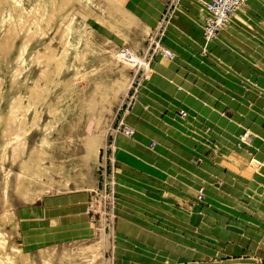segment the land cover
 I'll return each mask as SVG.
<instances>
[{
    "label": "rangeland",
    "instance_id": "374dc122",
    "mask_svg": "<svg viewBox=\"0 0 264 264\" xmlns=\"http://www.w3.org/2000/svg\"><path fill=\"white\" fill-rule=\"evenodd\" d=\"M1 2V21L3 18L10 19L17 7L29 9L33 5H40V11L47 16L52 6V0H17L18 3L14 6L12 0ZM165 2L172 12L170 19H167L170 21L177 16L175 9L180 6V0H163L164 4ZM197 2L198 6L201 5L196 9V12H199L203 0ZM55 3L57 4V0L54 5ZM108 3L109 0H81L73 6L72 3L61 5L65 6L61 9L64 20H60L56 15L51 18L49 14L47 21L41 22L46 34L36 35L20 55L21 71L17 79L29 83L32 79L40 77L41 65L39 59L32 56L33 53L42 50L44 41H51L52 46L61 52L63 48L60 38L64 35L60 29L64 31L65 23L71 20L74 27L71 34L64 31L65 35L68 34L66 39L70 41L67 43V63L53 74L51 81L39 78L41 86L46 90V97L27 114L30 121L36 117V113L39 119L30 127L22 157H18L11 148L2 153L3 122L0 123V214L4 210L8 211L6 221H0V232H4L6 239L4 244L0 245V264H79L80 260L87 256L81 246L93 239L102 240V256L98 257L100 264H123L122 261L116 260L118 252L125 256V264H224L222 261H226L225 264H264V133H260L263 136L261 137L252 130L256 135L253 137L262 144L249 139L251 135L247 140L241 139L242 133L238 132L236 134L240 135L232 139L234 143L237 140L236 145L239 146L234 151L233 146L228 145V142L226 144L218 134L212 135L208 130L183 131L179 128L180 125L173 127L158 118L149 124L160 133L158 140L153 139L143 147L136 145L140 146L136 151L135 146L132 153L119 155L112 165V190L118 204L116 207L119 217L124 222L123 226L116 225L117 219L105 230L103 222L99 225L90 222L60 225H43L39 222L15 224L13 212L17 211L18 206L30 205V201L49 193L79 190L81 186V189L93 191L91 183L96 185L102 181L96 168L98 161L91 162L86 169L79 158L84 153L81 138L88 134L87 131H91L93 122V115L87 110L84 100L89 98L91 91L99 90L100 83L107 81V75L114 76L113 73L105 71L106 59L113 60L106 50L114 48L118 52V49L131 45L130 42L123 44L116 38V34L107 28L109 24L100 10ZM183 8L194 16L190 7ZM246 10L239 14L242 15L243 25L235 27L229 38L222 34L216 36L223 40L221 47L212 41L208 42L210 46L205 48L204 41L202 45L191 44L183 29L167 41L176 50V61H171L181 71L180 75L185 71L184 74H190L192 80L199 78L197 80L200 82L207 80L217 82L223 87H235L242 99L250 98L254 102H264V5L253 14L247 13ZM137 22L140 28L142 23L139 19ZM198 25L200 31V24ZM231 25L229 23L224 29ZM6 26L8 29L7 23ZM31 27L33 28V25ZM193 32H196V29ZM2 34L0 29V46L7 43ZM153 34L154 29L147 41L145 40L144 49L137 51L139 57L142 58L143 52L148 48L155 47V44H151L152 41H148ZM216 38L213 41H217ZM21 40V35H18L12 41L14 48L8 53H1L2 57L0 56V114L6 113V101L13 92H20L22 95L25 93L23 86L17 89L11 86L12 62L16 54L15 49L21 44ZM106 41L109 43L105 44ZM111 44L114 47H110ZM101 46L104 51H100ZM214 50H219V56L214 55ZM160 58V55L154 56L147 72L143 75L142 72L137 74L136 78H142L140 90L152 76L153 64ZM119 65L123 64L119 62ZM130 65L125 70L129 71L132 79V71L137 69L138 65L145 68L142 64H136L134 67ZM66 78H69L68 83ZM179 84L173 83L175 88L182 89ZM125 95L126 93L113 103L111 115L105 114L108 120L106 145L111 139L115 143L114 132L110 129L117 130L118 122L125 116L127 106L123 105L121 109ZM131 106L129 104L128 109ZM246 106L247 103L243 102L240 107L242 116L244 111H247ZM153 108L154 104L149 107V111H153ZM178 120L176 118L174 121H182ZM159 142L160 153L156 149ZM241 142L245 144L240 147ZM34 145L39 146L42 151L39 157L37 156L33 169L22 172L20 162L23 157L26 158V154L29 155L27 152ZM193 147H198L199 151L204 148L206 153L211 154L212 161H215L216 165L207 160L195 159V165L205 164L203 170L206 175H209V170H213L212 167L222 168V162L226 164L225 171L228 170L233 175L221 185L216 183V177L207 179L208 193L205 204L198 209L181 196L185 186L179 181L195 178L193 173L187 170L190 167H185L186 163L183 161L168 158L173 156L169 151L178 155V151H192ZM99 159L101 161V156ZM47 166L48 170L41 168ZM80 172L85 173V176L82 177ZM6 176L9 177V184L4 198L9 205L4 209L2 181ZM18 178L19 180H16ZM53 179L57 180V183H53ZM67 180L68 185H65ZM90 193L93 195V192L89 191V196ZM55 241L58 243L54 244ZM22 242L26 248H22ZM30 243L37 248L31 250ZM142 248V251H138ZM49 253L53 255L52 261H48ZM10 255L13 256L12 260L9 259ZM88 256L92 257L91 254Z\"/></svg>",
    "mask_w": 264,
    "mask_h": 264
},
{
    "label": "bare ground",
    "instance_id": "6f19581e",
    "mask_svg": "<svg viewBox=\"0 0 264 264\" xmlns=\"http://www.w3.org/2000/svg\"><path fill=\"white\" fill-rule=\"evenodd\" d=\"M125 1L126 0H109V3L105 5V8H104L105 11H104V9L100 10L101 13L103 15H105L106 20L109 24L107 28H110L116 34V36H117L116 38H118V40L122 41L123 44H127L130 42L131 45H129L128 47H124L128 51L126 53H123L121 51V49H118L119 50L118 52L114 48L106 50V52L109 53L110 57H112L113 60H109V59H106L104 57V60L106 59V61H105L106 70L105 71L113 73L114 76L109 77L107 75L106 76L107 81L100 83L101 86L98 85V88L100 86L99 90L91 91L89 98L84 100V103L87 106V110L89 112H91V114L93 115V122H92L91 131L90 132L87 131L88 134L81 138L83 148H84V153L79 158H81V160L83 161V164L85 165L84 167L86 169H88L89 164L91 162H95V161L99 162L98 158H99L100 151H101V149H104L107 146L106 145V133L108 132V130L106 129V126H107L106 121H108V120H107L105 114H109V115L112 114L111 108H112L113 103L118 101L120 99V97L124 93H126L128 91V88L130 87L132 77H131V75H129V73H128L129 71L127 72L125 70V68H129L131 66L130 64H132V65H136V64L141 65L142 64L145 67L147 66L145 61L142 60L141 57H139L137 51L139 49H144L145 40L147 41V37H149L151 35V33L153 32V29L151 31V25L156 22V19L160 15L163 7L165 8V4L162 2L163 0H151V1H149V3L146 0H139L137 6L143 7L142 19H143L145 24H143L140 28H138L137 13H135L130 6H124L126 4ZM54 2H55V0H52L51 10L49 9L50 11L47 12V14L49 13L51 18H53V16L56 15L61 20V18L63 19V17H64L61 14V9L65 7V6H61V5H64V4L67 5L69 3H72V6H73L75 3L81 2V0H57V4L55 3L56 5H54ZM60 2H61V4H60ZM259 2H260V0H249L248 4H254V3L256 4ZM17 3H18L17 0H12L13 6L16 5ZM0 4H2V2ZM197 4H198L197 0H180V6L176 7V9H175L177 16L173 17V19L171 18L172 20H170L167 23L164 33L166 35H170L172 33V31L174 29L178 28L184 22V19L187 18L188 15L183 9L184 6H190L191 7V5H197ZM39 6L33 5L29 9L17 7L18 9L15 10L14 15L10 19L3 18L2 21L0 20V29L3 31L2 36H5V40L7 43H9V41H11V42L14 41V39L18 35H21V37H22L21 44H19V46L15 49L16 54L14 55L13 62H12L11 76L13 79L12 78L11 79L13 81L11 82V86L14 89H17L19 86H23L25 89L24 90L25 93L22 95L20 92H13L10 95V98H8V100L6 101V110H7L6 113L0 114V123H1V121L3 122L2 123V125H3L2 129H3V136H4V144L1 145V148H2L1 151L3 153L7 148H11L13 150V152H15L18 157H22L23 151L25 149V145L27 143V137L30 134L31 125H33L34 122L39 119V115H38V113H36V117H34L32 119V121H30L27 118V114L34 107V105H36L39 102H43L45 100V97H46V90L44 87L41 86L39 78L41 77L45 81H51L53 74L55 72L59 71L60 68L62 67V65L67 63L68 54H69V50H68L69 47H67V43L69 40L66 39L68 34L65 35L64 31L66 33L71 34L72 29H74L71 20L68 21L67 23H65L64 31L63 30L61 31V29H60V32H63L62 34L64 35L63 37L60 38L61 47L63 48L61 52L56 47L52 46L51 41H44L42 43V50H40V51L37 50L33 53L32 56L37 57L39 59V62H40L39 64L41 65V73L42 74L40 77L32 79L29 83L26 82V80L24 81L21 79H17V76H18V74H20V71H21V60L22 59H21L20 55L23 54L26 47L36 38V35L42 36V35L46 34L44 32V26L41 25V22L43 20L47 21V17H49V14L47 16L43 15V11L42 12L40 11L41 7H39ZM240 13H243L242 8L239 9L232 16L230 22L236 24L238 22V17L240 16L239 15ZM0 17H1V13H0ZM189 22H191V21H189ZM6 23L9 25L8 29H6L8 27V26H6ZM44 24H45V21H44ZM157 24H158V21H157ZM31 25H33V28L31 27ZM180 28L182 29V27H180ZM223 30H224V28L220 32H223ZM220 32L218 34H220ZM216 36L214 38H216ZM216 39L218 40V37ZM148 40L152 41V38H150ZM199 40H200V38H199ZM203 41H204L203 46L205 48L208 45V42L205 41L204 39H203ZM11 42H10V44H7V43H5V44L3 43L4 45L1 44L0 56H1V53H8L9 51H11L14 48V44H13V42L12 43ZM209 42H211V41H209ZM108 43H109V41H106L105 44H108ZM110 47H114V45L111 44ZM165 48H167V47H165ZM99 49H100V51L105 50V49H103V46H101ZM174 58H175V53H174ZM37 62H38V60H37ZM119 62H121V64H123V65L120 66ZM167 64H168L167 59L165 60V58L162 57L161 60L159 61V63L156 65V67L153 68V70H152L153 73L160 75V74L168 72L169 66ZM148 67H147V69H148ZM114 69H116V70L113 71ZM169 80L173 82L172 79H169ZM65 81H66V83H68L69 78H66ZM144 89H145V86H143V88L135 94V100H133L130 103V106L132 105L131 108L129 107L130 109L126 110L125 117H126V123L127 124L124 123L125 121H124V117H123V123L126 126L131 127V125H128V124L130 122L136 121L135 119L141 113H143V103L147 102L149 104L150 108L153 105V102H151L146 95L142 94L141 91H144ZM0 96H1V93H0ZM20 113H22V114H20ZM149 117H150V114L147 113L146 118H144V119H149ZM90 118H91V116H90ZM88 123H90V122H88ZM86 127H88V125ZM90 128H91V126H90ZM257 128H259V127H257ZM0 129H1V127H0ZM46 129L48 130L49 128L47 127ZM111 130H112V132H114V137H115V143L113 141L112 148H113V151H114V149H116V156H117V152H119V155L121 153H128V154L132 153L134 147L139 144L133 138L134 129H133L132 135L126 134L124 131H122L120 129L114 130L111 128L110 131ZM251 130L252 129H250V128H246L242 132V134L240 135V138L247 140V137L249 135L255 136V134H253L251 132ZM262 131H264V130H262ZM262 141L264 142V139H262ZM41 151H42L41 148L37 145H34V146L29 148V150L27 152V153H29V155L25 153L26 158L23 157L22 162H20L22 172L27 171V170L29 171L31 168L33 169V167L36 164L35 162L37 161V156L39 157ZM13 155H14V153H13ZM13 158H15V157L13 156ZM111 158L114 161L113 154H112ZM38 159L42 160L41 158H38ZM98 162H97V164H98ZM41 168L43 170H48L47 169L48 166L47 167H41ZM22 174L24 175V173H22ZM80 174L82 177L85 176V173L80 172ZM18 175L21 176V174H18ZM20 176H18V177H20ZM87 178L85 179L86 181H87ZM16 180H19V178ZM56 181L57 180L53 179V183ZM75 183L77 184V182H75ZM8 184H9V177L6 176V177H4V179L2 181V188H3L2 197H3V208L4 209L8 208L7 205H9V203L5 199L6 197L4 196ZM20 184H22V183L20 182ZM65 185H68V180L66 181ZM91 186L94 188L93 191H97V187L94 183H91ZM81 188H82V186H81ZM81 188H79V190ZM83 188H84V186H83ZM18 190H20V189H18ZM93 191H91V192H93ZM80 195H82V194H80ZM83 196H84V194H83ZM85 211H86V209H85ZM7 213H8V211L4 210L2 212V214H0V221H3V222L6 221V217H8ZM5 240H6L5 234H4V232L1 231L0 232V245L4 244ZM101 241H100V239H97V240L93 239L91 242H89V243L87 242V244L81 246V250L85 254H87V256L83 257L84 259L80 260L79 264H100L98 262V257L101 258V256H102L101 250H103V249L100 250L101 244H102ZM88 254H91L92 257H89ZM47 256H49L48 261H52L53 255L51 253H49ZM141 256H143V255H141ZM12 258H13V256L10 255L9 259L12 260ZM116 259L118 262H121V261L124 262L125 256L122 254H119V252H118L116 254Z\"/></svg>",
    "mask_w": 264,
    "mask_h": 264
},
{
    "label": "crops",
    "instance_id": "0c3cea01",
    "mask_svg": "<svg viewBox=\"0 0 264 264\" xmlns=\"http://www.w3.org/2000/svg\"><path fill=\"white\" fill-rule=\"evenodd\" d=\"M146 1L149 3V1L151 0ZM204 1L207 0H203V2ZM138 2L139 0H126L125 5L130 6L133 11L137 13L138 19L143 25L145 24L142 19L143 7H138ZM248 2L242 9H247V13L251 14H253V12L259 9L262 5H264V0H261L258 4H248ZM200 7L201 5L198 6V4L191 5L190 12H193L195 17L186 12L188 18L185 20V22L181 24L178 28L174 29L170 35L164 34L161 41L165 47L176 53L175 48L170 45L167 40L168 38H172L177 31L182 29L187 35V39L191 44L200 43L202 45L203 38L201 36V25L204 14L203 4L201 10L199 12H196V9ZM161 13L157 17L156 22L151 25V30L154 29V27L156 26L157 21L161 16ZM241 17L242 15L238 17V22L236 24L230 22L232 25L229 28L224 29L223 32L220 34L224 35V37L226 38H229L231 32L234 31L235 27L243 25ZM198 24H200V31ZM180 27H182V29ZM195 29L196 32H193ZM212 42H214V44H219L220 46L223 40H221V38L218 36V40ZM214 44H212V46ZM209 46L210 45H207L206 47ZM213 52H215V54L213 53L214 55L219 56V50H214ZM195 55L196 54H194V56ZM174 59L176 61V58ZM160 60L161 58L159 59V61ZM159 61L153 64V68L156 67ZM167 65L169 66V71L160 75L153 73L150 79H148V81L144 85L145 90L141 91L142 94L146 95L148 99L153 102V111H149L150 106L147 102L143 103V113H141L135 119L136 121L130 122L128 124L131 125V127L134 129L133 138L136 142L140 144L141 147L147 145L149 141H152L153 139L158 140L160 133L157 132L156 129H153L151 125H149L151 124V121H155L158 118L161 119L159 121L163 120L162 122L171 124L173 127H175L176 125H180L179 128L183 131H185V129H195L196 131L208 130V132H210L212 135L214 133L218 134L219 138L225 141L226 144L228 142V145L233 146L232 148L234 149V151L237 149L236 147H239L236 145L237 140L235 141V143L234 140H232L234 139V137L236 138V135H240L236 133H242L245 128L252 129L253 133H258V136H261L260 133H264V131H262L264 130V102H254L250 98L249 100L242 99L241 97H239L241 94H238L236 89H234L235 87H223L220 86V84H218L217 82L207 80H203L200 82L199 80H197L199 78H196V80H192L190 78V74H184L185 71L182 75H180L181 71H179L178 68L175 67V63L171 60L168 61ZM169 79H172L173 82H169ZM177 82L180 83L179 85L182 89L175 88L173 83L177 84ZM249 94L252 95V92L249 91ZM243 102L247 103V106L245 107V110L247 111H244V115L242 116L239 110ZM180 110L185 112V116H180L178 114ZM149 112V119H144L146 118V114ZM124 113H126V111ZM176 118L179 120L181 119L182 121H174L176 120ZM124 121V123H126L125 116ZM257 127H259V129ZM253 136L254 135H251L248 138H252V141L262 144L260 140L256 139ZM158 144L159 145L156 146V149L160 153V142ZM242 144L245 143L241 142L240 147ZM262 145L264 146V144ZM140 146H136L135 151ZM196 150H198V147L196 149H194L193 147L192 151H178V155L169 151L173 156L169 155L172 157L168 158H171L174 161H183V163H186L185 167H190L187 170H190L191 173H193V175L195 176V178H184L183 180L179 181L183 186H185V188L181 192V196L182 199L186 201L188 200V202L192 203L194 208L198 209V207H202L205 204V200L208 193V185L206 183L207 179L216 177V183L218 185H221L226 183V181L230 180L233 175H231L228 170L225 171L224 166H226V164L224 162H222L224 164L222 165V168L220 167L217 169L216 167H212L213 170H209V175H206L203 170V166L205 164L203 163L201 165H195V159L198 161L207 160L209 163L216 165L215 161L214 159L212 161L211 154L206 153L204 148L200 149V151L198 150V153ZM113 157L115 160L119 157V152H117L116 156V149H114L113 151ZM175 158H177V160H175ZM115 164L117 165V163ZM200 188H203L204 193L202 202L196 201L195 198L196 193ZM89 191H92V189H75L67 190L66 192H55L52 194L49 193L41 196V198H37L35 200L30 201V205L18 206L16 211L17 213L13 212L15 224L17 225V223L19 222L22 224H25L27 222H39L43 225H60L62 223L70 222L81 224H84L85 222L89 223V217L85 211L86 203L89 199ZM116 206H118V204H116ZM187 207L189 209L192 208V206ZM115 211L117 216L116 225L123 226L124 222L119 217L117 207H115ZM56 243L58 242L55 241L54 244ZM32 244L33 243H30L29 248H31V250L36 249L37 246L33 247ZM21 245L22 248H26L25 243L22 242ZM143 249L144 248L139 249L138 251H142ZM122 263L125 264L124 262ZM222 263L225 264L226 261H222Z\"/></svg>",
    "mask_w": 264,
    "mask_h": 264
},
{
    "label": "built area",
    "instance_id": "2783aa9c",
    "mask_svg": "<svg viewBox=\"0 0 264 264\" xmlns=\"http://www.w3.org/2000/svg\"><path fill=\"white\" fill-rule=\"evenodd\" d=\"M249 0H207L203 2V18L201 25V36L202 38L209 42L214 39V37L230 23L232 16L241 8H243ZM170 6L166 3L165 8L158 20V24L154 28V34L152 37L151 44H155V47L148 48L145 52H143L142 58L144 59L147 66L143 68L142 66L135 68L132 71L133 79L131 81L130 87L125 95V101L121 104V109H123V105H125V111L128 108V105L132 102L134 95L138 92L140 87V80L142 78H136L137 74L142 72L145 74L147 71V67L151 65L152 59L156 55H160L165 57L166 59L172 60L174 59V53L165 48L162 44V38L165 31V24L169 21L167 19L171 17V13L169 11ZM155 38H157L155 40ZM150 41V40H148ZM146 42V41H145ZM123 53L128 52L126 48H120ZM151 50V51H150ZM137 66V65H133ZM136 78V80H134ZM131 92V93H130ZM180 116H184L185 112L180 110L178 112ZM117 129L124 131L126 134L132 135L133 129L129 126H126L123 123V118H121L120 122L117 124ZM113 140L111 139L107 146L104 149H101L100 155L101 161L97 164V171L99 175L102 177V181L98 182L96 187L97 191H93L90 193L88 202L86 203V213L89 217V222L91 224H98L103 222V230L109 228L110 225L115 223L117 218L116 216V198L114 194V190H112L113 181V173L114 168L113 165V148H112ZM101 187V188H100ZM204 197L203 188H200L196 193V201L202 202ZM98 229V228H97Z\"/></svg>",
    "mask_w": 264,
    "mask_h": 264
}]
</instances>
